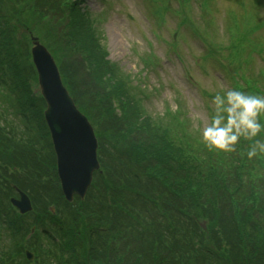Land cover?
<instances>
[{
	"label": "trees",
	"instance_id": "trees-1",
	"mask_svg": "<svg viewBox=\"0 0 264 264\" xmlns=\"http://www.w3.org/2000/svg\"><path fill=\"white\" fill-rule=\"evenodd\" d=\"M25 1L43 31L56 38L62 78L69 76L66 60L71 58L78 74L84 73L89 84L98 86L99 105L109 108L114 103L119 110L121 120L115 129L120 132H114L113 126L99 131L101 171L95 174L86 199L77 198L66 206L44 120L46 104L30 90L13 34L0 14L5 22H0V88L7 91L13 114L21 116L24 126L20 136L14 128L0 125V145L15 147L9 149V161L0 152L3 171L13 174L10 182L0 184V214L11 210L10 198L17 195V187L32 200L34 212L28 216L44 219L40 232L52 247L32 246L37 254L33 263L26 256L22 262H11L0 254V264H42L45 257L49 258L45 264H264V156L259 149L251 158L246 153L255 141L241 138L227 153L209 150L206 144L197 149L189 133L180 136L178 130H159L157 118L141 116L132 98L131 76L108 60L95 19L78 0ZM96 50L103 68L97 65ZM70 87L79 110L78 103L89 108L78 90ZM4 120L0 114V124ZM34 131L50 143L52 175L47 174L49 158L43 161L33 149L39 138ZM167 133L176 135L167 139ZM260 134L264 137V131ZM261 137L258 140L264 142ZM181 142L193 146L189 145L194 158L185 155ZM51 180L56 191L48 188ZM8 229L21 254L27 245L22 225L12 223ZM43 249L57 257L40 256Z\"/></svg>",
	"mask_w": 264,
	"mask_h": 264
},
{
	"label": "rangeland",
	"instance_id": "rangeland-1",
	"mask_svg": "<svg viewBox=\"0 0 264 264\" xmlns=\"http://www.w3.org/2000/svg\"><path fill=\"white\" fill-rule=\"evenodd\" d=\"M80 1L85 11L92 12L93 19L97 24V31L102 37V44L108 51V59L120 67L126 75L131 76L132 98L135 105H139L136 106L141 116L143 114L148 116L147 119L150 121L157 118L155 126L159 130L169 132L178 130L180 136L189 133L193 136V140L196 139L193 142L196 143L197 149L203 148L205 145L201 130L211 121L214 111L213 97L217 93L222 95L225 90L235 88L236 82L246 89V83L243 81L244 74L242 73L244 68H246L248 77L254 79L257 77L256 80L261 83L259 85L261 90L264 87V78L259 76L262 75L260 71H264V36H257L261 31H264V18L262 14L253 12L257 7L254 4L249 5L251 12H253L250 14L242 13L240 7L235 3L225 2L221 5L219 17H217V6L213 0H198L197 5L201 8L203 16L187 7L185 0H177V8L173 6L174 0H142L143 4L141 0ZM232 11H238L239 14H235L233 21L228 17ZM160 12L162 13L160 14ZM0 14L4 16L6 23L2 20L0 22L5 23V25L8 24L13 34L15 50L21 61V66L26 71L30 90L40 96L37 75L35 69L33 70L31 57V37H39L40 42L52 53L60 67L61 56L58 52L59 45L56 43V38L53 39L48 36V32L43 31L40 19L25 0H0ZM247 16L252 24V31L244 39L245 46L242 47L240 44V47L235 48V52L233 49L229 50L227 64L213 60L210 62L199 61V57L204 56L208 51V46L202 42L208 41L210 31L218 25V19L220 33L211 32L210 35H219L221 40L218 44L226 46L230 45V32L226 28L227 25L229 24V30H242V32L247 33L249 31V28H246ZM186 18L191 20L192 26L196 27L199 35L194 34L191 27L184 22ZM186 26H188V31L184 28ZM189 33H192L193 37ZM179 35L180 39L176 43V36ZM95 53L98 67L103 68L104 65L101 57L98 56V51L96 50ZM66 66L69 70V76L63 77L65 86L68 87L70 93H73L70 86L76 88L83 103L90 105L85 110L78 103L81 111L91 120L89 121L96 130L98 137H100L99 131L112 130V126L114 132L119 133L120 130L115 128L118 125L117 120L119 118L121 120V117L115 104L110 105L111 112L108 107L99 105L95 99V95L99 91L98 86L89 84L83 77L84 73L78 74L77 64L71 58L66 60ZM228 66L232 75L228 73ZM103 75V83H105L106 74L103 73ZM235 89L239 90V88ZM253 89L256 87L251 85L246 92L253 94ZM5 95H7V91L0 88V107L3 111H0V114L5 117L4 122L0 125L6 128H14L21 136L24 133L21 116L13 114L10 101ZM253 95L258 94L254 92ZM132 114L137 117L134 111ZM29 117L28 114V120ZM259 119L264 124V115H261ZM142 129L151 135L148 128L142 126ZM34 134L39 136L38 131H34ZM175 135L176 133H167L165 137L172 139ZM259 137L261 134L251 140L256 142ZM36 140L33 149L43 161L49 158L51 165L48 166L47 174L50 172L52 175L54 162L52 161L53 153L50 143L42 136ZM182 144L185 155L194 158V152L189 146L191 144ZM9 149H15L14 144L0 145V152L3 154L4 161L10 160ZM246 153H248L247 150ZM263 154L261 152L259 155L264 156ZM199 156L196 159L201 162L198 159ZM42 166L47 165L42 163ZM12 175L11 170L5 173L0 165V184L10 182ZM55 183L54 180L49 181L48 188L56 191ZM67 205L68 203H66ZM10 208L11 210H2V214H0V225H2L0 226V254L9 257L11 262L19 260L22 262L26 251L32 252L36 258L37 254L31 248L32 246H44L45 249L52 248L40 232L44 224L42 217L21 215L11 204ZM66 209L63 210L66 211ZM12 223L22 225V234L27 242L21 253L22 257L19 248L16 249L20 244H17L8 229L9 224ZM180 241L186 242V239L181 238ZM41 252L43 254L40 256L45 254L47 257L51 256L50 259L57 257L56 254L52 255V252L44 253V249ZM48 261L49 258L46 259L45 257L42 259V264Z\"/></svg>",
	"mask_w": 264,
	"mask_h": 264
},
{
	"label": "water",
	"instance_id": "water-1",
	"mask_svg": "<svg viewBox=\"0 0 264 264\" xmlns=\"http://www.w3.org/2000/svg\"><path fill=\"white\" fill-rule=\"evenodd\" d=\"M33 41L32 56L39 75L40 91L47 103L45 119L57 155L62 192L68 201H72L75 195L84 198L94 172L99 170L97 140L87 118L76 108L62 85L51 54L37 39ZM20 195V201L12 200V203L25 214L32 210L31 202L25 194ZM27 256L33 260L30 253Z\"/></svg>",
	"mask_w": 264,
	"mask_h": 264
},
{
	"label": "clouds",
	"instance_id": "clouds-1",
	"mask_svg": "<svg viewBox=\"0 0 264 264\" xmlns=\"http://www.w3.org/2000/svg\"><path fill=\"white\" fill-rule=\"evenodd\" d=\"M212 104L214 114L201 130L209 150L233 152L241 138L251 140L264 131V124L259 119L264 115V96L233 88L225 90L222 95L217 93ZM257 149L264 152V142L257 140L247 153L248 157L255 156Z\"/></svg>",
	"mask_w": 264,
	"mask_h": 264
}]
</instances>
